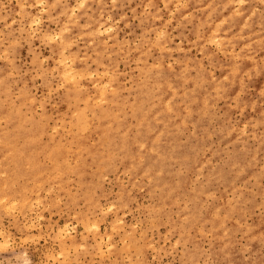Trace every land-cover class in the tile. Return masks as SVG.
Returning a JSON list of instances; mask_svg holds the SVG:
<instances>
[{
  "label": "rangeland",
  "instance_id": "rangeland-1",
  "mask_svg": "<svg viewBox=\"0 0 264 264\" xmlns=\"http://www.w3.org/2000/svg\"><path fill=\"white\" fill-rule=\"evenodd\" d=\"M0 104V264H264V0H0Z\"/></svg>",
  "mask_w": 264,
  "mask_h": 264
},
{
  "label": "bare ground",
  "instance_id": "bare-ground-1",
  "mask_svg": "<svg viewBox=\"0 0 264 264\" xmlns=\"http://www.w3.org/2000/svg\"><path fill=\"white\" fill-rule=\"evenodd\" d=\"M242 1V0H241ZM237 2V1H236ZM239 2H240V0H239ZM176 4H178V3H176ZM236 11V10H235ZM37 18V17H36ZM108 18V17H107ZM247 18V17H246ZM38 19V18H37ZM36 21H38V20H36ZM39 22V21H38ZM37 22V23H38ZM109 27V26H108ZM107 27V28H108ZM107 28H104V30L105 29H107ZM111 29V28H110ZM31 30V29H30ZM109 30V29H108ZM102 32H104L103 31V27H102ZM158 33H161V32H159L158 31ZM157 33V34H158ZM159 35H162V33L161 34H159ZM53 37V36H52ZM52 39V38H51ZM53 39H54V37H53ZM214 41V40H213ZM231 50V49H230ZM229 50V51H230ZM86 58V57H85ZM67 59H69V58H65V60H67ZM64 61V60H63ZM168 63V62H167ZM157 64V63H156ZM155 64V65H156ZM74 68V67H73ZM73 68H71V70L73 69ZM80 71H77L76 73H79ZM70 73V72H69ZM101 73V72H100ZM91 75V74H90ZM71 76V75H70ZM70 76L68 77V75H67V78H68V80L70 79ZM80 75L78 74V77H79ZM66 78V79H67ZM72 78V77H71ZM140 80V79H139ZM149 81H150V79H149ZM61 84V83H60ZM59 84V85H60ZM107 84V83H106ZM105 84V85H106ZM103 95V94H102ZM98 100V99H97ZM100 100V99H99ZM104 100V99H103ZM167 103V102H166ZM168 105V104H167ZM141 107H142V105L141 104H139V108H138V114L139 115H141V114H143V110L141 109ZM2 108V105L0 104V109ZM21 113H22V111H21V108H16V107H12V106H9V108L5 111V110H0V118L1 117H3V118H6L7 119V122L9 123V124H11L12 126H13V128H15V130H16V132H18L19 134H21V133H23V132H25L26 130H25V128H24V126H25V123H26V121H27V119H26V117L24 116H22L21 115ZM105 116L106 117H112L113 116V111L112 110H110L109 112H106V114H105ZM245 125V124H244ZM1 130V129H0ZM40 131H42V130H40ZM26 133H29V134H31V135H25V136H23L22 134H21V136L23 137V139L25 140V142H27L28 143V145L30 146V144H31V142L32 141H35V139H36V132H34V130L33 131H29V130H27L26 131ZM20 138L19 137H16V139H13V142H18V140H19ZM44 152L45 153H47L51 158H52V161H53V164H54V166L58 163V161H59V158H60V156H61V154H62V152H61V150L59 149V148H56V147H54V148H48V147H45L44 148ZM15 155L17 156V159L18 160H20V161H25V160H28V161H30V162H32V166H33V168H34V171H36V174H37V162H36V158H34L35 156L33 155V154H31V153H29V152H27L26 151V149H23V150H21V149H19V148H17L16 149V153H15ZM141 158V157H140ZM57 167V166H56ZM53 169H46L45 170V173H47L48 175H52L53 174ZM150 178V177H149ZM47 192V191H46ZM39 193V192H38ZM166 196V195H165ZM7 198V197H6ZM168 197L166 196V199H167ZM1 199V198H0ZM37 199H39V198H37ZM4 200V201H3ZM3 200H1V201H3L4 203H5V199H4V197H3ZM16 201V200H15ZM26 201V200H25ZM60 201V200H59ZM31 203H32V201H31ZM30 203V204H31ZM12 204V203H11ZM9 205V204H8ZM48 205V204H47ZM13 207H16L15 206V204H13ZM12 207V208H13ZM6 208V207H5ZM74 216V215H73ZM95 224V223H94Z\"/></svg>",
  "mask_w": 264,
  "mask_h": 264
}]
</instances>
